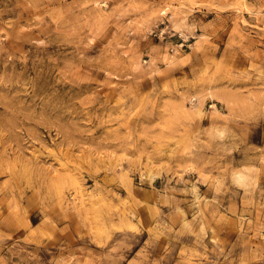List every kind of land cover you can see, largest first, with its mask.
Segmentation results:
<instances>
[{"label": "rangeland", "instance_id": "1", "mask_svg": "<svg viewBox=\"0 0 264 264\" xmlns=\"http://www.w3.org/2000/svg\"><path fill=\"white\" fill-rule=\"evenodd\" d=\"M0 264H264V0H0Z\"/></svg>", "mask_w": 264, "mask_h": 264}]
</instances>
